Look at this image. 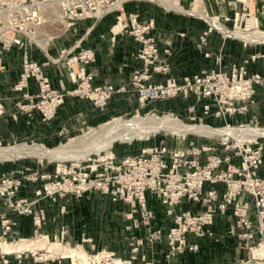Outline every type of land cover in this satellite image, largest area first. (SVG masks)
<instances>
[{"label": "built area", "instance_id": "2783aa9c", "mask_svg": "<svg viewBox=\"0 0 264 264\" xmlns=\"http://www.w3.org/2000/svg\"><path fill=\"white\" fill-rule=\"evenodd\" d=\"M126 1L147 2L165 12L184 14L167 9L157 0H0V49L8 50L24 36L33 34L37 26L46 22L42 16L50 9H54L65 24L81 18L96 20L114 10L117 13L109 30L112 34L125 33L132 38L134 55L141 66L130 73L127 88L109 83L92 85L94 72L88 65L93 61L94 52L89 47L74 44L63 52V57L67 56L63 64L68 79L76 83V88L67 93L86 98L98 108H102L114 93L124 91L131 92L139 106L175 99L182 105L185 117L198 124L227 129L262 128L253 127L252 120L230 125L227 118L244 114L248 106L255 103V89L264 85V52L250 53L239 61H225L222 56L211 55L206 50L203 56L212 59L209 69L179 77L169 76L170 64L159 56L152 18L140 19L134 11L122 12L121 4ZM182 1L176 0L177 5L181 6ZM249 2L255 18L264 13V0ZM246 7L250 14L249 6ZM211 30L208 24L198 35L201 46L206 44ZM162 52L169 54L168 49ZM252 64L257 67L250 68ZM42 65L36 61H22L13 88L22 90L28 80H34L35 97L40 99L41 110L48 119L63 95L49 87ZM4 68L0 57V71ZM153 74L164 77L153 81ZM206 118L211 119L210 122H205ZM152 144L158 146L127 153L118 160L110 157L106 165L100 166L102 171L95 178L84 172L77 178L72 176L70 181L48 183L44 186V194L57 192L58 196H65L68 192L79 196L85 190L96 188L100 195L110 197L111 202L123 205L122 229L133 235L128 237L132 241L130 245H134L131 252L143 243L157 242L166 243L176 253L195 252L200 239H217L211 226L217 216L225 215L232 218L227 233L242 241V249L253 252L260 245L264 246V241L253 246L257 236L262 239L264 234V177L258 173L264 164V135L222 138L198 134L194 138L187 137L185 146L177 149L161 143ZM6 184L4 192L9 199L20 181L9 179ZM14 203L18 215H31L32 208L26 199H17ZM159 214L160 226H153ZM42 219L43 210L39 209L33 218L34 236ZM10 230V221L2 218L1 236L6 237ZM101 253L99 257L103 255V258L113 255L112 252ZM8 254L0 251V264L8 263L5 258ZM113 264L121 262L116 259Z\"/></svg>", "mask_w": 264, "mask_h": 264}, {"label": "rangeland", "instance_id": "374dc122", "mask_svg": "<svg viewBox=\"0 0 264 264\" xmlns=\"http://www.w3.org/2000/svg\"><path fill=\"white\" fill-rule=\"evenodd\" d=\"M132 2L134 1H126L121 4L122 12H130L129 10L125 11V5ZM163 3L169 9L179 12H183L182 10H184V14L197 16L195 19L202 20L206 26H208V24L211 25L214 28H212V30L218 33L220 38L224 37L230 41L233 40L235 42L244 43L257 42L260 44L264 42V30L258 27L257 15L255 18L252 3L249 2V0H183L180 2V5L183 7L178 6L175 0L164 1ZM247 5L250 8V14H248ZM116 13L117 11L114 10L107 11L105 14L96 18V20L93 18H81L65 24V22H62L58 18L57 12L54 9H50V11H46L45 15L42 16L46 22L37 26V29L32 31V36H24L21 42L12 46L16 47L17 50H19L18 54H20L16 68L17 74L14 80L10 82V86L9 83H7L8 94L0 92V116L7 114L8 117H5V121L9 123L2 126L5 127L2 129L4 135H0V151L4 154H0V156L3 155L0 157V236L2 218H7L10 221L11 230L13 226H16L17 221L14 220L12 216L14 214L18 215L13 208L14 202L17 199L24 198L26 201L30 202L32 213L31 215H21L23 218H26L31 226V233L29 235L19 236L15 233V228H13L14 230L11 231L10 237H8V235L4 238L2 236L0 237V243H2V239L6 240V244H1L0 247H13L20 243H22L20 245L24 243L25 246H29L22 250H10L5 252L9 253L5 256L8 260L7 264H22V259L24 258H29L31 260L30 263L27 264H113L116 259L120 260L121 264H172L170 260H172L173 256L183 255L184 252L176 253L170 250V247L166 245V243L161 244V242L155 244L143 243L136 246L135 251L131 252L130 249L133 248L134 245H130L132 241L128 239V237H132L133 235L124 231V238L119 240V244L116 245L118 252H115L113 249L115 245L111 243L113 239L110 237L107 238L108 244L106 245H88L80 238L79 240L73 239L71 242L67 239H62L61 236L57 238L56 235L51 236L48 233L41 232L40 228L45 224L48 213L51 211V206H56L58 201L60 204L58 208L61 212L65 210L66 203L72 200L83 202L84 199L90 198L96 201L107 200L112 203L110 197L100 195L96 188L85 190L79 196H73L72 194H68V192L65 196H58L55 194L57 192L49 193L46 196L44 194V186H47V184L51 182L70 181L72 180V176L77 178L79 173L81 174L84 172L87 173V176L95 178V176L102 171L100 166L106 165L110 157H112V160H118L127 153L139 151L140 149L152 145L158 146V144L152 143H161L160 145L177 149L185 146L187 137L194 138L196 135L202 134V132L203 135H217L223 136L224 138L230 135H264V128L259 129L257 127H251L246 130H230L209 124H198L197 122L187 119L188 117H185L186 115L182 112L184 111L182 105L180 106L175 99L162 102H148L142 106L133 104L129 108L122 105L121 110L117 112L114 111L96 122L84 124L79 127L77 126L75 129L58 131L53 136L39 134L24 136L22 130H16L18 126L26 123V119L30 118L34 113L37 114L38 122L41 124L49 123L55 116L57 108L62 104L66 95L89 101L77 94L67 93L76 88V83L70 80L69 81L73 84L71 89L53 87L50 84L47 67L52 63H61L63 72L68 78V71L63 64L67 56L63 57V52L68 50L72 45L69 47H66V45L71 44L73 40H78L77 36H80L83 30L92 22L95 24L104 17H112L113 19ZM114 21L113 19L109 28L114 24ZM232 32H236L232 34V36L236 35L235 37L227 34ZM18 36L20 37V34ZM9 50L10 49L1 51L0 49V57L2 58L3 54ZM218 55L222 56V53H218ZM26 60L43 64L42 71L49 80V87L63 95L61 101L54 108L53 115L48 119L43 115L44 112L41 110L40 99L35 97L37 88L34 80H28L27 86L22 90H15L13 88L19 77L18 73L21 68V62ZM108 101L102 108L94 107L103 109ZM171 106L173 108H171ZM169 113L175 114L177 117ZM166 117L174 121V125H171L173 128L171 126L166 128V126L163 127L162 124H160L159 120H163L161 118ZM230 117L227 118V121L230 125H236L229 121ZM210 120L209 118L204 119L205 122H210ZM20 123L22 124L19 125ZM251 124L253 127L258 126L253 121ZM177 125L179 127H176ZM262 127H264V125ZM186 129L189 130L187 131ZM193 129H195L194 131L196 132H194ZM146 131L149 134H147ZM185 134L187 135L185 136ZM215 138V140L218 139V137ZM1 158H5L6 160H2ZM14 178L19 180L20 184L17 186L13 197L8 199L4 192L7 188L6 180ZM2 180H4V184ZM39 209L43 210V219L39 227H37L36 236H34L33 218ZM9 214L11 217H9ZM158 223H161V221L159 220L157 223L154 221L153 226L159 227L160 224ZM229 229H231V227ZM140 234L141 233H139V235ZM18 239H23L25 241H19ZM263 241L264 234L262 239L257 236V239L253 242V246L256 247L258 242L262 243ZM240 242L242 243L241 240ZM103 251L112 252L113 255L109 258H103V255L99 257ZM158 251L161 253L160 256L162 260L155 262L149 259V256H151L150 253H156ZM17 255H19V257H17ZM256 255L260 256V253L258 252ZM141 256H143V258H141ZM249 263L264 264V257L257 258L253 255V252L244 249L242 257L238 258L236 261H217L211 264Z\"/></svg>", "mask_w": 264, "mask_h": 264}, {"label": "crops", "instance_id": "0c3cea01", "mask_svg": "<svg viewBox=\"0 0 264 264\" xmlns=\"http://www.w3.org/2000/svg\"><path fill=\"white\" fill-rule=\"evenodd\" d=\"M128 10L136 12L140 19L152 18L154 22L152 32L159 48V56L163 59L166 58L170 64V69L167 72L169 76L179 77L209 69L212 66V59L211 56H203L206 50H209L211 55L222 53L225 61H239L250 53L264 52V44L262 43L230 41L224 37L220 38L214 30L207 34L206 44L201 46L197 37L207 27L202 20H197L195 17H189L185 14L165 12L151 3L132 2L125 5V11ZM182 11V13L185 12ZM113 19L112 17H104L95 24L92 22L83 30L80 36H77L78 40H73L72 43L89 47L94 52L93 61L88 65V69L94 72L92 85L109 83L114 87L124 86L127 88L130 73L132 70L138 69L141 63L134 55L135 42L132 38L125 33L112 34L110 32L109 26L112 24ZM257 21L258 27L264 30V13L257 14ZM233 33L236 32L227 34L232 36ZM72 43L66 45V47L73 45ZM162 49H168L169 54H164ZM18 51L16 47H12L2 56L5 69L0 72L1 93L8 94L7 83L10 86V82L14 80L17 74L16 68L20 57ZM255 67L257 65H250V68ZM47 74L53 87L60 89H71L73 87V84L64 74L61 63L49 64ZM163 77L160 74H153L152 80L159 81ZM254 100L255 103L248 106L244 114L233 115L229 118V121L232 124H237L252 120L255 124L263 126L264 85L256 87ZM133 104L137 105V102L134 95L129 91L114 93L103 109L94 107L87 100H80L75 96L66 95L49 123L41 124L38 122L37 114L34 113L26 119V123L23 125L20 123L21 126L16 128L14 125V127L16 130H22L24 136L31 134L53 136L58 131L75 129L77 126L96 122L114 111L121 110L122 105L129 108ZM5 117H8L7 114L0 116L1 136L4 135L2 129L5 128L2 126L9 124L5 121ZM258 173L264 177V164ZM78 201L72 200L66 203L65 210L62 212L58 208L59 201L56 206H51L46 222L40 228L41 232L48 233L51 236L56 235L57 238L61 236L62 239L71 242L73 239L79 240L80 238L88 245H106L108 244L107 238L110 237L113 239L111 243L115 245L113 249L118 252L116 245L125 235L122 229L123 220L121 216L123 205L110 203L107 200L96 201L90 198L84 199L83 202ZM159 216L160 214L157 216L155 223L159 221ZM9 217H11L10 214ZM12 217L17 221L16 226L12 227V230L15 228L17 235L27 236L31 233V226L26 218L16 214ZM231 223L232 218L229 215L217 216L211 226L217 239L207 237L200 239L198 242L199 248L195 253L173 256L170 260L171 263L211 264L217 261L230 262L238 260L242 257L244 249L240 247V240L227 233ZM12 230L8 233V237H10ZM150 255L149 259L155 262L162 260L159 251L150 253ZM30 261L29 258H24L22 264L30 263Z\"/></svg>", "mask_w": 264, "mask_h": 264}, {"label": "bare ground", "instance_id": "6f19581e", "mask_svg": "<svg viewBox=\"0 0 264 264\" xmlns=\"http://www.w3.org/2000/svg\"><path fill=\"white\" fill-rule=\"evenodd\" d=\"M159 3H161L163 6H165V4L163 3L164 1H169V0H157ZM176 1V0H175ZM117 4H114L113 6H116ZM179 6V5H178ZM166 7V6H165ZM175 7H176V5H175ZM167 8V7H166ZM174 8V7H173ZM167 9H169V8H167ZM180 9V8H179ZM181 10V9H180ZM211 26V25H210ZM212 27V26H211ZM213 28V27H212ZM36 29H37V27H36ZM214 29V28H213ZM30 36H32V35H30ZM29 36V37H30ZM236 36V35H235ZM241 37V36H240ZM243 37V36H242ZM238 38V37H237ZM246 38H249V37H246ZM251 38V37H250ZM246 40V39H245ZM264 40V39H263ZM161 119H163V120H159L160 121V124H162V126L163 127H165L166 126V128L167 127H170L171 125H174L173 123H174V121H172V120H170V119H168L167 117L166 118H161ZM153 126V125H152ZM134 127V126H133ZM137 127V126H136ZM139 127V126H138ZM150 127H151V125H150ZM149 127V128H150ZM156 127V126H155ZM172 128H173V126H171ZM176 127H179L178 125L176 126ZM183 127V126H182ZM160 128H161V126H160ZM165 128V129H166ZM181 128V127H180ZM257 128H259V127H257ZM139 129V128H138ZM155 129V128H154ZM156 129H157V127H156ZM159 129V128H158ZM170 129V128H169ZM179 129V128H178ZM183 129V128H182ZM185 129V128H184ZM247 129V128H246ZM246 129H242V130H246ZM259 129H263V127L262 128H259ZM146 130V129H145ZM150 130V129H149ZM187 131L189 130V129H186ZM195 129H193V131H194ZM198 130V129H197ZM231 130V129H230ZM239 130H241V129H239ZM154 131V130H153ZM185 131V130H184ZM151 132V131H150ZM180 132V131H179ZM183 132V131H182ZM194 132H196V131H194ZM202 132V131H201ZM146 133H147V131H146ZM239 134H241L240 132H238ZM248 133V132H247ZM147 134H149V133H147ZM202 134H203V132H202ZM243 134V133H242ZM141 135V134H140ZM144 135V134H143ZM259 135V134H258ZM143 137V136H142ZM222 138H224L223 136H221ZM252 137V136H251ZM226 138V137H225ZM105 147V146H104ZM100 149V148H99ZM2 152L0 151V154H1ZM3 154V153H2ZM13 154V153H12ZM4 155V154H3ZM2 155V156H3ZM7 155H10V154H7ZM2 156H0V157H2ZM82 156V155H81ZM14 157V156H13ZM18 157V156H17ZM24 157V156H23ZM29 157V156H28ZM6 158V157H5ZM4 158V159H5ZM11 158V157H10ZM46 158H49V157H46ZM2 160H4L3 158H1ZM7 159V158H6ZM5 159V160H6ZM9 159V158H8ZM13 159V158H12ZM19 241H25V240H23V239H21V240H19ZM30 242V241H29ZM1 244H6V242H2V243H0V245ZM20 244H22V243H20ZM17 245V246H13V247H9V246H3V247H0L1 249H0V251L2 252H8V251H10V250H22L23 248L25 249V247L27 248V247H29V246H25L24 245V243H23V245ZM15 245V244H14ZM32 251V250H31ZM16 252V251H15ZM258 252L260 253V256H257L256 254H258ZM60 254V253H59ZM64 254V253H63ZM253 255L255 256V257H257V258H262V257H264V246L263 245H260L259 247H257V248H255L254 250H253ZM262 255V256H261ZM60 256V255H59ZM253 262V261H252ZM252 262H250V263H252ZM249 263V264H250Z\"/></svg>", "mask_w": 264, "mask_h": 264}]
</instances>
